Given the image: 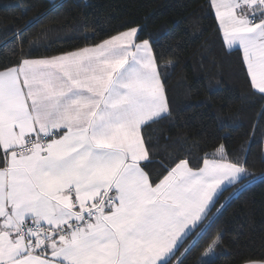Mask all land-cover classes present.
Returning a JSON list of instances; mask_svg holds the SVG:
<instances>
[{
    "label": "snow or ice",
    "instance_id": "obj_1",
    "mask_svg": "<svg viewBox=\"0 0 264 264\" xmlns=\"http://www.w3.org/2000/svg\"><path fill=\"white\" fill-rule=\"evenodd\" d=\"M208 8L264 95V0ZM158 60L143 30L128 27L0 63V264H186L246 161L217 145L219 158L205 152L194 165L177 154L147 170L143 131L172 116Z\"/></svg>",
    "mask_w": 264,
    "mask_h": 264
},
{
    "label": "trees",
    "instance_id": "obj_2",
    "mask_svg": "<svg viewBox=\"0 0 264 264\" xmlns=\"http://www.w3.org/2000/svg\"><path fill=\"white\" fill-rule=\"evenodd\" d=\"M217 23L208 0H0V63L142 29L167 77L172 112L143 131L152 146L147 170L160 171L177 154L194 165L205 152L219 158L217 145L226 146L227 159L246 161L243 178L219 195L186 264L264 262V95L251 86L238 49L222 44Z\"/></svg>",
    "mask_w": 264,
    "mask_h": 264
},
{
    "label": "crops",
    "instance_id": "obj_3",
    "mask_svg": "<svg viewBox=\"0 0 264 264\" xmlns=\"http://www.w3.org/2000/svg\"><path fill=\"white\" fill-rule=\"evenodd\" d=\"M50 1H55V0H50ZM225 46H226V45H225ZM226 48H227L228 50L238 49L237 46H234V47H232V48H228V47L226 46ZM242 175H243V174H242ZM234 183H236V181H234L232 184H227V183H226L223 187H224V189H225V188H227V187L233 185ZM246 264H264V262H248V263H246Z\"/></svg>",
    "mask_w": 264,
    "mask_h": 264
},
{
    "label": "rangeland",
    "instance_id": "obj_4",
    "mask_svg": "<svg viewBox=\"0 0 264 264\" xmlns=\"http://www.w3.org/2000/svg\"><path fill=\"white\" fill-rule=\"evenodd\" d=\"M246 264V263H245Z\"/></svg>",
    "mask_w": 264,
    "mask_h": 264
}]
</instances>
